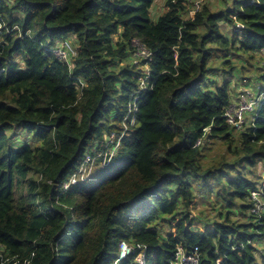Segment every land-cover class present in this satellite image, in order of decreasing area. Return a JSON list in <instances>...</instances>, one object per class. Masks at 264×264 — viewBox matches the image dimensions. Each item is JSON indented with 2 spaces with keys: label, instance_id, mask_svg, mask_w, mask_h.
Segmentation results:
<instances>
[{
  "label": "trees",
  "instance_id": "1",
  "mask_svg": "<svg viewBox=\"0 0 264 264\" xmlns=\"http://www.w3.org/2000/svg\"><path fill=\"white\" fill-rule=\"evenodd\" d=\"M219 1L189 19L187 0H165L152 21L154 0H0L8 263L137 264L140 253L144 264H176L178 248H197L205 264H264V211L250 212V191L263 183L264 195V75L245 82L257 104L242 128L224 117L236 93L230 55L264 54V0ZM19 130L33 136L20 141ZM214 138L226 151L206 164ZM200 193L221 208L203 229L191 215ZM121 241L131 253L119 260Z\"/></svg>",
  "mask_w": 264,
  "mask_h": 264
},
{
  "label": "rangeland",
  "instance_id": "2",
  "mask_svg": "<svg viewBox=\"0 0 264 264\" xmlns=\"http://www.w3.org/2000/svg\"><path fill=\"white\" fill-rule=\"evenodd\" d=\"M164 1L165 0H154L153 2V12H151V20L152 21H156L158 16L163 12V7H164ZM228 4H230L232 2V0H227ZM203 3H208L210 5V8L212 10H217L219 8H224L226 6V4L222 3L219 0H205ZM202 3V4H203ZM156 4L158 5L157 8H155ZM161 4H163L161 6ZM160 5V7H159ZM224 6V7H223ZM161 9V10H160ZM160 10V11H159ZM186 17V15H185ZM221 32L225 34L226 29L223 27L221 28ZM229 37L232 35V27L229 26V31L228 33H226ZM72 42L69 41V43ZM62 49L61 47H55L53 52L56 55V53L58 52V49ZM64 51V49H63ZM65 52V51H64ZM246 57V60L241 59L240 54H231L229 60H232L231 63L225 62V69L228 70L229 66L232 64L234 65V71H235V76L234 79L231 83V86L233 84H235L234 86L236 87V93H234V95L232 96L235 99V95L238 94V92H240L243 89H247V90H253V88H256V86H254L252 84V82H250L247 87L245 85L246 81H249V79H251V76L256 75L258 77H261L262 75H264V54L260 53L255 55V57L249 58L247 54H244ZM125 61H122L121 64H125ZM121 64L118 66L120 67ZM258 66V68H256ZM216 67H219V70L221 69L220 67V61L217 58H213V60L211 61V73H215L216 72ZM219 76V75H218ZM249 78V79H248ZM222 83V81H221ZM235 89V88H234ZM251 114V113H250ZM248 114V115H250ZM7 134H10V131H6ZM20 135H27L29 138H31L33 136L32 131H25V130H19V135L18 138L21 141V136ZM210 141V142H209ZM209 141L206 142V147L203 150V158H204V163H209L211 161H213L214 159L219 158L220 155H222L225 151H226V142H224L221 138H214V139H210ZM196 143V142H195ZM205 143V142H204ZM85 161H88V158H85ZM261 168H257L256 173L258 174H262L261 175V179L264 181V173H262ZM258 174V175H259ZM214 200V198H212ZM213 200L206 198L205 196H203L201 193L197 196H195L193 203H192V210H191V215L193 216V218L195 219V225L199 226V229H203L206 226V223H212L214 220H219L218 217V212L219 210H221L220 205L218 203H216V201L213 202ZM236 217H238V220H243L244 219L240 218V216L235 215ZM172 224V223H171ZM175 224V223H173ZM172 226V225H171ZM168 226L167 230L171 231L172 233H174V229ZM163 228V227H162ZM165 230V227H164ZM166 233V232H165ZM256 248H258V250L255 251V255L257 257V261L258 262H263L264 263V246L262 245H257L256 244ZM137 264H142V256L139 255L137 258Z\"/></svg>",
  "mask_w": 264,
  "mask_h": 264
},
{
  "label": "built area",
  "instance_id": "3",
  "mask_svg": "<svg viewBox=\"0 0 264 264\" xmlns=\"http://www.w3.org/2000/svg\"><path fill=\"white\" fill-rule=\"evenodd\" d=\"M204 1L205 0H187L186 4L188 6V9H187L186 17L189 19H193L195 13L200 10L202 3ZM234 27L235 30H237L238 28L239 29L243 28V25L239 22H236ZM133 44L136 46V50H135L136 56L145 58L148 55L149 52L139 44L138 40H134ZM64 51L63 48L62 49L59 48L55 56L65 60L67 58V54L66 51L65 52ZM256 104H257V97H254L253 94L247 89L241 90L240 92H238L236 100L234 102H231L229 107L226 108L224 112L225 121L234 128L237 129H239L240 127L242 128V124L245 122L246 116L255 110ZM203 142H204L203 139H199L196 141L195 146L203 144ZM72 182H74V180ZM262 185L263 183L261 184L260 187H257V189L250 191V200L253 202V206L251 207L250 212H253L255 214L264 211V195L261 189ZM138 248H140V245H138ZM130 253H131V246H129L126 242L121 241L119 243L118 259L119 260L124 259ZM139 255L142 256V254L139 253L135 257L136 263H137L136 258ZM219 261L220 259H216L215 264H219ZM28 263L29 261H27V264ZM0 264H18V262L8 263L7 257L4 256V250L0 248ZM142 264H144L143 256H142ZM176 264H205V263H202L200 261L199 252L197 248H194L192 251L188 253L184 252L182 248H178Z\"/></svg>",
  "mask_w": 264,
  "mask_h": 264
},
{
  "label": "crops",
  "instance_id": "4",
  "mask_svg": "<svg viewBox=\"0 0 264 264\" xmlns=\"http://www.w3.org/2000/svg\"><path fill=\"white\" fill-rule=\"evenodd\" d=\"M164 4V3H163ZM163 4H161V6L163 5ZM158 7V5L156 4V6H155V8H157ZM159 7H160V5H159ZM161 10V9H160ZM159 10V11H160ZM163 10H164V7H163ZM151 12H153V5L151 6ZM262 169V168H261ZM262 172H264V171H262Z\"/></svg>",
  "mask_w": 264,
  "mask_h": 264
},
{
  "label": "water",
  "instance_id": "5",
  "mask_svg": "<svg viewBox=\"0 0 264 264\" xmlns=\"http://www.w3.org/2000/svg\"><path fill=\"white\" fill-rule=\"evenodd\" d=\"M66 165H67V164H65V165L61 168V170L59 171L58 174H60V173L62 172V170L66 167Z\"/></svg>",
  "mask_w": 264,
  "mask_h": 264
}]
</instances>
